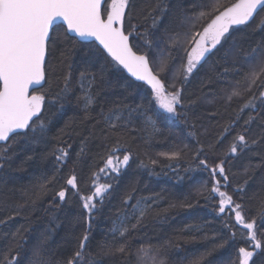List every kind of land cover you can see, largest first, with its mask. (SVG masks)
<instances>
[{
    "label": "snow or ice",
    "instance_id": "6c2138e0",
    "mask_svg": "<svg viewBox=\"0 0 264 264\" xmlns=\"http://www.w3.org/2000/svg\"><path fill=\"white\" fill-rule=\"evenodd\" d=\"M172 7L171 0H156L144 16L151 19V31H141L143 26L135 14L136 0H0V208L10 206L9 193L16 189V180L8 169L19 155L17 145L31 147L33 151L44 145L40 158L51 154L55 161L51 175L37 178L28 199L17 204V208L29 203L34 206L48 194L62 168L69 162L73 165L72 174L66 178L67 187L55 192V198L45 209L51 216L46 234L30 242L17 229L11 233L6 250L0 251V264H102L103 257L125 258L129 234L144 227L158 195L137 198L139 180L133 175L120 196L111 227L97 240L94 250L92 229L100 211L98 205L102 206L113 195L133 162L138 160V168L148 169L150 175L157 174L158 161L140 160L129 146L130 139L135 140L140 133L144 134L141 139L158 134L165 121L187 124V110L197 101L185 102L184 85L210 56L224 47L233 33L245 28L260 33L262 38L250 45L247 53L243 48L234 52L231 64L220 74L232 76L231 81H223L228 85L220 96L225 108L242 101L235 118L222 125L215 141L207 145L200 142L195 124L188 133L197 142L192 155L196 167L185 171L205 170L211 178V186L202 184L196 189V196L205 200L218 197V215L230 217L224 222L227 238H221L213 249L199 254L190 264H210L207 257L212 252L232 247L237 226L244 230V238L242 246H235V256L229 264H264V201L258 205L257 214L249 216L244 203L221 191V179L225 188L229 186L226 165L241 154L264 148V0H200L188 8L177 4L175 16L168 22L184 31L165 27L163 35H157ZM204 20L207 23L202 30H194L197 21ZM161 43L165 49L155 51ZM165 50L169 54L176 50L184 53L180 75L172 74L171 82L168 74L175 58L169 55L162 59ZM124 73L134 81L124 77ZM137 81L143 82L146 99H134L132 85ZM52 108L55 112L51 116L64 117L72 111L54 134L53 120L45 115ZM237 128L241 131L233 136ZM207 134L208 129H204L202 135ZM73 136L79 138L75 160L69 143ZM228 136L232 140L222 158L213 157L210 165L209 153L214 154ZM50 137L56 143L48 149ZM96 141L103 143L106 155L101 157L103 166L92 173L90 194L83 195L74 169ZM187 154L185 144L159 156L179 161ZM32 159L33 155L26 154L17 168L22 169ZM255 167H264V159L258 165L246 166L242 174L248 176ZM100 174L107 177L104 183L99 182ZM247 183L245 180L233 190L241 194V201ZM70 193L79 198L86 226L74 237L72 245V229L81 223L80 217H73L65 237L70 247L66 255H57L50 244L61 223L56 212L69 202ZM194 206L187 200L170 205L181 209ZM19 215V211H12L0 218V225H7ZM118 240L122 242L117 244ZM170 246L142 245L138 249V264H163L157 256L162 247L166 250Z\"/></svg>",
    "mask_w": 264,
    "mask_h": 264
},
{
    "label": "trees",
    "instance_id": "16d2710c",
    "mask_svg": "<svg viewBox=\"0 0 264 264\" xmlns=\"http://www.w3.org/2000/svg\"><path fill=\"white\" fill-rule=\"evenodd\" d=\"M200 0H171L173 5L169 17L165 19V23L161 26L157 35H163L165 27L175 28V30L184 31V28H178L175 25H170L169 20L176 14V5L180 4L185 8L190 5L198 4ZM225 3L234 2V0H224ZM156 0H136V15L142 24L141 31L149 30L151 19H144L147 10L154 6ZM192 11L198 12L199 8H192ZM207 20L197 21L194 30H202L203 24ZM262 38L261 34L253 33L251 29L245 28L241 31L233 33L232 38L214 55L210 56L207 62H204L199 67L190 81L184 85L185 102L188 99L196 100L194 105L188 108V123L179 121H165L160 124V132L158 134L145 137L143 133L137 134L135 140L129 142V146L134 153L138 154L140 160L145 163L151 159L158 161L155 166L156 175H150L148 169L138 168V160L132 163V168L125 174L120 184L115 188L113 195L104 201L102 206L98 205L100 211L96 215L95 222L92 229V248L95 249L97 240L101 238L103 233L111 227L114 213L119 206L120 196L128 183L129 178L135 175L139 183L137 184L136 197H151L158 195L157 203L150 209L144 227L140 230L129 234L127 239V256L121 258L103 257L102 264H138V249L143 245L148 244L165 246L171 244L165 250L163 247L159 252L157 259L163 261V264H190V261L201 253L213 249L216 244L221 241V238H227V231L224 229V222L229 220V216L218 215V197L209 198L205 200L203 197L196 196V189L204 183H209L211 186V178L207 171L196 170L188 171L187 168H195L196 163L192 161L193 150L197 147L196 138L190 137L188 133L193 131L191 125L195 124V131L198 134L201 143L207 145L214 142L217 134L221 131L222 125L228 123L230 119L235 118L238 112V106L242 101H237L227 109L223 105L220 96L223 95V90L228 87L227 83L223 81H231L232 76H221L223 68L230 65L234 52L243 48L247 53L250 45H254ZM135 43V42H134ZM235 46V47H233ZM165 49V44L161 43L157 52ZM182 50L172 51L170 54L165 50L162 53V59H167L169 55L175 58L171 63V72L169 75V82H171L172 74L178 69V65L184 62V53ZM231 71V70H230ZM129 81H134L133 78L128 77ZM123 82V77H121ZM177 86H180L179 79ZM134 90V99L139 101L141 98H147V90L143 83L134 82L132 85ZM118 94V93H117ZM213 94L216 98L213 99ZM209 101H213L209 103ZM234 109L236 111H234ZM55 109L52 108L45 115L51 116ZM215 113V115H213ZM72 115L70 110L64 117L51 116L53 120V134L67 118ZM246 118V116H245ZM242 123V121H241ZM204 129H208L207 135H202ZM241 131L240 128L235 129L236 132ZM232 136H228L221 144L216 152L209 153V164L213 162V157L222 158L225 149L231 142ZM146 141V142H145ZM55 141L49 138L47 148L50 149L55 145ZM72 144V159L75 160V153L79 150V138L73 136L69 141ZM188 145V154L179 161H168L159 156L161 152H172L177 148ZM23 149V151H21ZM16 150L19 155L13 161L12 167L8 169L9 175L16 180V189L9 193V204L0 208V218L10 214L12 211H19L21 215L8 221L7 225H0V251L6 250L11 241V233L17 229L29 239L34 242L37 237L45 233V229L49 225L51 216L45 211L49 207L52 200L55 198V192L59 191L61 187H67L66 178L72 174L73 165L69 162L57 174L56 183L49 186L48 194L43 196L33 206L31 203L25 205L24 208H17V204H23L28 199V195L33 191L32 185L36 183L37 178L44 175H51L53 171L54 156L49 154L46 159L40 158V153L45 150V146L41 145L33 151L31 147L24 145H17ZM26 154L33 155V159L24 164L22 169H18L20 160L24 159ZM106 155L104 145L101 141H96L90 145V150L87 155L81 158V162L75 167L74 172L79 180V190L83 195L90 194L92 190V173L97 171L99 167L103 166L101 157ZM264 159V148L254 149L247 154H241L238 159H233L226 165V173L229 177V186L225 188L224 182L221 179V191H227L233 195V199L237 202H242L246 206L249 216L257 214L258 205L264 201V167H255L248 176L243 175V170L249 164L258 165ZM171 164L172 167H166ZM178 177H183L182 180ZM217 179H220L217 177ZM107 180L103 174H100V183ZM247 180L246 191L243 193V200L239 199L241 194L235 193L233 190L237 185L243 184ZM70 195V200L65 203L56 212L60 218V226L55 230L51 238V248L57 255H66L67 249L70 247L65 242V237L69 230V222L73 217H80L81 223L77 224L72 229L73 238L71 244H75V236L78 235L86 224L83 221V210L80 207L79 198ZM193 203V208H171V204H179L184 201ZM198 201V202H197ZM259 222V221H258ZM27 230V231H26ZM244 230L237 226L236 234L232 247H225L212 252L211 256L207 257L210 264H229L230 258L235 256V246H242ZM194 238V239H193ZM122 241H117V244Z\"/></svg>",
    "mask_w": 264,
    "mask_h": 264
},
{
    "label": "rangeland",
    "instance_id": "374dc122",
    "mask_svg": "<svg viewBox=\"0 0 264 264\" xmlns=\"http://www.w3.org/2000/svg\"><path fill=\"white\" fill-rule=\"evenodd\" d=\"M182 55H183V53H182ZM163 56V55H162ZM162 56H161V58H162ZM182 63H183V61L178 65V69L175 71V73H173V74H175L177 77H179V75H180V71H181V65H182ZM178 80V79H177ZM177 82V81H176Z\"/></svg>",
    "mask_w": 264,
    "mask_h": 264
},
{
    "label": "water",
    "instance_id": "95a60500",
    "mask_svg": "<svg viewBox=\"0 0 264 264\" xmlns=\"http://www.w3.org/2000/svg\"><path fill=\"white\" fill-rule=\"evenodd\" d=\"M134 79V78H133ZM141 83H143V82H141Z\"/></svg>",
    "mask_w": 264,
    "mask_h": 264
}]
</instances>
